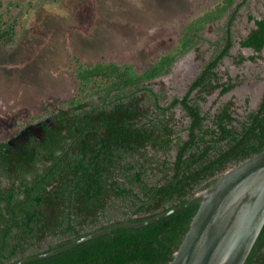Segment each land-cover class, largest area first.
<instances>
[{
    "label": "trees",
    "instance_id": "trees-1",
    "mask_svg": "<svg viewBox=\"0 0 264 264\" xmlns=\"http://www.w3.org/2000/svg\"><path fill=\"white\" fill-rule=\"evenodd\" d=\"M48 3L57 0H45ZM250 0H212L190 20L176 47L146 68L130 61L88 64L71 48L67 70L78 89L54 109L45 139L13 149L0 144V264L41 255L101 229L149 220L192 200L224 172L264 151V94L257 110L236 117L233 102L214 114L201 102L239 83L220 67L236 44L235 25ZM242 48L264 50V17ZM213 53L183 97L168 102L152 83L203 42L217 22ZM17 20L0 16V46L13 48ZM242 63V55L233 57ZM254 58V57H253ZM187 119L181 131L174 116ZM200 203L142 227H122L61 254L25 264H170ZM246 264H264V228Z\"/></svg>",
    "mask_w": 264,
    "mask_h": 264
},
{
    "label": "rangeland",
    "instance_id": "rangeland-1",
    "mask_svg": "<svg viewBox=\"0 0 264 264\" xmlns=\"http://www.w3.org/2000/svg\"><path fill=\"white\" fill-rule=\"evenodd\" d=\"M211 4L212 0H0V16L18 23L13 48L0 46V140L11 136L15 127L20 130L45 119L75 94L78 81L66 69L71 48L88 64L130 61L146 68L159 54L176 47L187 23ZM249 4L234 24L237 45L231 55L254 58L243 63L233 57L224 60L220 67L223 81L231 76L239 85L201 102L204 113L214 114L232 101L236 117L243 118L261 103L264 50L254 54L241 50L239 41L255 27L249 15L264 17V0ZM223 23L208 26L203 42L180 58L168 75L152 83L157 92L167 95L168 102L185 95L211 58L210 41L220 37L218 27ZM174 118L181 131L187 119L180 108ZM180 134L186 136V132Z\"/></svg>",
    "mask_w": 264,
    "mask_h": 264
},
{
    "label": "water",
    "instance_id": "water-1",
    "mask_svg": "<svg viewBox=\"0 0 264 264\" xmlns=\"http://www.w3.org/2000/svg\"><path fill=\"white\" fill-rule=\"evenodd\" d=\"M27 137L23 134L17 139L24 141ZM194 203H200V207L170 264H246L264 228V151L224 172L185 204L139 223H131L130 215L125 223L16 264L61 254L122 227L153 224Z\"/></svg>",
    "mask_w": 264,
    "mask_h": 264
},
{
    "label": "flooded vegetation",
    "instance_id": "flooded-vegetation-1",
    "mask_svg": "<svg viewBox=\"0 0 264 264\" xmlns=\"http://www.w3.org/2000/svg\"><path fill=\"white\" fill-rule=\"evenodd\" d=\"M250 32L248 33V35L250 34ZM248 35L246 37H248ZM245 38H243V39H245ZM240 41H239V48L241 50H248L250 52H253V54L255 53V51L251 48H242ZM237 43H238V41H237ZM235 46L233 47V49L235 48ZM231 54H232V51H231ZM238 55H242L246 58L243 62L253 59V55L247 56V55H244L242 53L238 54ZM56 108L57 107L55 106L54 109H56ZM53 114H54V112L49 114L48 117H46L45 119L39 120L35 123L26 124L20 130L16 129V127H15V129H13V134L5 140H0V144L5 142L9 145L10 148L17 149V148H23L28 143H32L33 141L45 139V135H46L47 130L55 125V123L53 121ZM23 134H27V136H28L24 141L17 139L20 136L22 137Z\"/></svg>",
    "mask_w": 264,
    "mask_h": 264
},
{
    "label": "clouds",
    "instance_id": "clouds-1",
    "mask_svg": "<svg viewBox=\"0 0 264 264\" xmlns=\"http://www.w3.org/2000/svg\"><path fill=\"white\" fill-rule=\"evenodd\" d=\"M156 81V80H155Z\"/></svg>",
    "mask_w": 264,
    "mask_h": 264
}]
</instances>
